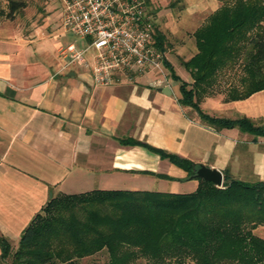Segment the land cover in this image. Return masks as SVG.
<instances>
[{
	"label": "crops",
	"instance_id": "obj_1",
	"mask_svg": "<svg viewBox=\"0 0 264 264\" xmlns=\"http://www.w3.org/2000/svg\"><path fill=\"white\" fill-rule=\"evenodd\" d=\"M189 3L206 17L219 6L214 0ZM59 18L50 31L47 23L25 28L0 19V234L12 247L55 193L195 189L197 179L140 143L221 176L264 181V139L199 123L195 112L178 104L179 82L168 77L159 84L149 70L122 72L110 85L96 86L88 68L64 66L57 49L73 39L58 43L66 35ZM171 67L181 81L192 82L180 64ZM164 87L168 94L158 90ZM199 108L210 116L264 121V89L240 101L207 96Z\"/></svg>",
	"mask_w": 264,
	"mask_h": 264
},
{
	"label": "trees",
	"instance_id": "obj_2",
	"mask_svg": "<svg viewBox=\"0 0 264 264\" xmlns=\"http://www.w3.org/2000/svg\"><path fill=\"white\" fill-rule=\"evenodd\" d=\"M214 1L217 10L191 33L196 53L179 63L192 82L175 76L165 58L163 66L179 82L178 104L195 112L199 123L264 139V121L215 117L199 108L207 96L240 101L264 89V0ZM6 3L0 17L8 20L26 6L23 0ZM153 40L162 53V34L154 31ZM140 145L189 177L197 168ZM222 178L220 187L196 178L188 193L97 189L57 194L21 231L10 264H77L100 252L107 254L105 264H264V239L252 233L264 226V181H241L225 173ZM10 246L0 234V264Z\"/></svg>",
	"mask_w": 264,
	"mask_h": 264
},
{
	"label": "built area",
	"instance_id": "obj_3",
	"mask_svg": "<svg viewBox=\"0 0 264 264\" xmlns=\"http://www.w3.org/2000/svg\"><path fill=\"white\" fill-rule=\"evenodd\" d=\"M59 27L72 41L58 47L64 66L88 68L92 83L110 85L116 74L160 75L164 53L154 45V19L146 0H57ZM84 44L78 46L77 41Z\"/></svg>",
	"mask_w": 264,
	"mask_h": 264
},
{
	"label": "rangeland",
	"instance_id": "obj_4",
	"mask_svg": "<svg viewBox=\"0 0 264 264\" xmlns=\"http://www.w3.org/2000/svg\"><path fill=\"white\" fill-rule=\"evenodd\" d=\"M26 2V6L22 11L16 13L14 18L16 24L25 28H32L34 25L39 26L47 23V30L50 31V27L52 23H57L56 19L58 18L59 13L55 9V5L59 4L57 0H23ZM157 1V0H156ZM170 5H165V3ZM190 0H158L156 2V6L154 4H150L149 1L147 5L149 10L151 11V15L154 19V31L162 34L164 46V58L169 63L170 66H175L177 63L179 64L182 60H187L194 55L196 52L193 50L194 38H192L191 32L192 30H196L198 27L203 25V22L206 20V13L201 15H197V10H193ZM152 3V2H151ZM163 5H159V4ZM6 0H0V7L5 11ZM155 9V11L152 9ZM155 7V8H154ZM206 17V18H205ZM6 17H0V19H5ZM8 19V18H7ZM8 20V21H12ZM49 22V23H48ZM52 22V23H51ZM39 30L43 31V28H39ZM38 32V31H37ZM194 32V31H193ZM71 35L64 34L63 37L58 41V43L63 44V40H69ZM54 45V44H52ZM178 71V70H177ZM163 73L166 78L169 77L168 69L164 68ZM179 74V71H178ZM159 79L160 75L156 74ZM251 181L254 179H250ZM174 193L175 191H170ZM184 193H188V191L182 190ZM175 193H180L175 192ZM55 195H57L55 193ZM55 195H50L49 199L54 197ZM253 234H256L257 237L264 239V226L255 227L252 231ZM15 247L10 246L9 256L6 260H2L1 264H10L12 253L15 251ZM107 254L99 253L94 257H86L77 262V264H105L107 261ZM184 264H192L191 262H185Z\"/></svg>",
	"mask_w": 264,
	"mask_h": 264
},
{
	"label": "water",
	"instance_id": "obj_5",
	"mask_svg": "<svg viewBox=\"0 0 264 264\" xmlns=\"http://www.w3.org/2000/svg\"><path fill=\"white\" fill-rule=\"evenodd\" d=\"M158 90L162 93L164 92L166 94L169 93L166 87H164L163 89H158ZM190 178L202 179L209 183L211 182L212 185L215 187H220L221 183L223 182V178L219 172L208 169V167L206 166H199L198 168H195L194 174L190 176Z\"/></svg>",
	"mask_w": 264,
	"mask_h": 264
}]
</instances>
